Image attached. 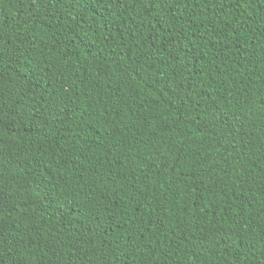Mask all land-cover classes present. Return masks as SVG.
<instances>
[{
    "label": "trees",
    "instance_id": "16d2710c",
    "mask_svg": "<svg viewBox=\"0 0 264 264\" xmlns=\"http://www.w3.org/2000/svg\"><path fill=\"white\" fill-rule=\"evenodd\" d=\"M130 3L99 54L86 57L72 30L59 27L72 11L66 0H0V36L20 61L0 76L8 104L0 264H105L120 253L105 243L113 231L136 245L122 253L128 264H264V0H242L238 20L228 4L181 0L184 19L169 14L163 27L147 0ZM37 9L43 25L34 24ZM153 27L161 46L149 51ZM30 31L42 41L35 51L23 39ZM193 31L198 62L167 42ZM126 52L154 63L159 78L137 76ZM181 81L199 86L185 92L175 87ZM29 98L31 106L21 103ZM218 112L231 119L211 122ZM193 115L210 130L187 123ZM92 220L98 230L89 232Z\"/></svg>",
    "mask_w": 264,
    "mask_h": 264
},
{
    "label": "snow or ice",
    "instance_id": "6c2138e0",
    "mask_svg": "<svg viewBox=\"0 0 264 264\" xmlns=\"http://www.w3.org/2000/svg\"><path fill=\"white\" fill-rule=\"evenodd\" d=\"M21 2H23V0H21ZM40 2L42 3L43 0H40ZM61 2H65V0H57V5L59 6ZM206 2H214L218 5L221 3L228 4L229 8L232 9L231 15L237 20L239 19V16L237 14L240 13V8L236 6L241 5L242 0H206ZM248 2L249 0H243L244 4ZM35 3L36 0H31L32 7H35ZM179 3H181V0H147V3L144 4V7L148 13H157L156 17H154L153 19L156 21L157 24H159L160 27H163L164 24L161 22H166V18L169 14L171 17L178 18L181 20L184 19L183 16L177 17V13L180 11V9L178 8ZM66 4L69 9H72V11L68 12L67 15H64L62 17V22L59 24V27L70 28L72 30L73 42L78 41L79 51L83 52L86 57L87 55H92L94 57L95 55L99 54L100 42L106 41L108 36L111 35L109 29H114V26L119 27L120 25V21L116 19V16L118 15L123 20L124 13L127 12L130 7H133V4L130 3V0H66ZM157 5L159 6L158 9ZM32 17L34 20V24H44V16L39 12L38 9L34 13H32ZM189 19H191V17H189ZM139 23H144L145 26H147L146 21L142 20ZM123 26L128 29L129 33H132L133 29H137L135 35L143 36V33H141L138 29L137 23L128 24L125 22ZM197 27H199V25ZM233 27H236V25L233 24ZM169 31L171 32L172 30L169 29ZM211 31L213 34H216L220 31V29L214 26ZM22 35L23 39L26 42L30 41L31 45H33L31 49L32 51H35V45H37L38 43H42V41L38 40L36 35H33L32 31ZM159 35L160 33L155 29V27H153L151 32L152 40L149 51L153 49H160L161 43L157 39ZM196 35L197 33L195 31L187 34L181 32L171 35L168 38L167 42L172 49H176L177 46H179L185 53L190 52L192 61L198 62V60L202 57L199 55L201 51L200 46L198 44L193 43V37H195ZM209 39H211V37H209ZM185 41H187V43H184ZM201 42H203V38H201ZM133 47L139 50V55H145L139 43L134 45ZM15 48L16 46L13 45L10 40L4 41L3 36H0V76L6 74L9 68H15V66L20 62L16 54ZM94 49H96L97 51L94 52ZM103 50L108 51L107 47H104ZM130 51L131 49H129V52ZM125 55L127 56V61L125 62V65H127L128 62L138 61V63L135 64L133 71L141 79L147 78L149 80H156L159 78L158 76H154L151 71V69L155 67L154 63L149 64L147 67H145L144 61L139 60V56L130 55L128 54V52H126ZM150 59L152 61H155L158 59V57L153 53ZM198 86L199 81H195L190 85H185V83L182 81L175 84V87L177 89L185 90V92L191 91L193 93L196 92ZM171 90L172 82L169 81V91ZM6 91V88L0 87V113L4 112L8 108V104L4 99V93ZM9 98L11 97L9 96ZM21 103H27L31 106V98H29L28 100H22ZM208 103L211 105L215 104L216 101L215 99H213ZM56 106L58 107V105ZM49 107H53L52 102H49ZM191 107L193 109V112L197 113L198 115L199 110L197 104H193ZM34 111L35 115L39 117V110L34 109ZM69 111H71V109H69ZM56 115H59V112H57ZM217 116L228 117L229 119H231L228 113L218 112L213 114L211 122L214 123ZM40 118L42 119L43 117ZM68 118L71 119L70 116ZM22 119L23 118H21V121ZM186 122L189 124L196 125V127L201 132L206 133L210 130L209 123H197L195 115L192 116V119L190 121ZM229 127L230 126L228 124H225L224 130L229 131ZM5 128H7V125L4 123L3 118L0 117V143L4 142L3 137L7 135V132L4 131ZM14 130L15 129H9V131ZM80 135L81 138H88L85 139V143L89 144V146L91 145V143L94 142L90 139V133L87 129H81ZM177 139L179 140V137H177ZM36 164L39 168L43 167L40 161H37ZM85 219H88V217H85ZM91 224L92 227H89V232H94L95 230H98L96 229L95 220H92ZM3 228V220L0 219V247H3L6 241V233L3 231ZM145 230L151 231V229L148 228H146ZM104 231H107V226H105ZM127 239H132L131 235H129ZM105 243L111 246V251L113 252H116L117 249H120V253L114 255L110 260L106 261L105 264H128V258H126V256L122 253H129L130 255L129 250H134L136 247L135 244H126L125 238L122 237L119 231H113L111 237L107 239ZM261 256H264V253H261ZM257 260L259 262V257L257 258ZM21 264H24V262L21 261Z\"/></svg>",
    "mask_w": 264,
    "mask_h": 264
}]
</instances>
